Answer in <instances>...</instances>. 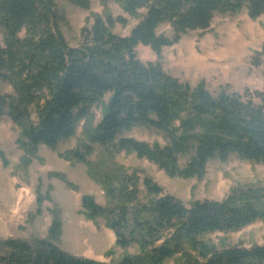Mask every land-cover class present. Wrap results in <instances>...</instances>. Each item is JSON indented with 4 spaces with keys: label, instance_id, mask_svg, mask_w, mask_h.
<instances>
[{
    "label": "trees",
    "instance_id": "1",
    "mask_svg": "<svg viewBox=\"0 0 264 264\" xmlns=\"http://www.w3.org/2000/svg\"><path fill=\"white\" fill-rule=\"evenodd\" d=\"M89 10L91 0H65ZM136 21L128 36L113 32L126 25L123 16L93 15V24L70 46L60 25L55 0H0V82L11 93L0 95V119L18 128L21 143L33 154L38 147L56 149L72 138L81 123L88 142L61 155L89 166L98 145L111 153L134 154L169 178L202 179L210 161L230 157L264 163V93L253 97L225 88L212 93L203 81L195 86L167 74L159 61L144 64L136 48H150L158 58L188 32L208 31L216 15L246 9L250 19L264 15V0H112ZM167 24L171 37L159 34ZM257 53L254 65H260ZM143 126L165 142L147 143L124 134ZM107 184L108 208L91 196L81 198L90 220L105 217L115 245L136 246L114 264H264V245L215 244V234L237 232L264 222V187L235 188L221 202L183 203L143 178L139 197L136 174H119ZM116 183V184H115ZM41 199H38V203ZM61 223L54 219L47 240L35 246L4 242L3 264H104L62 251L55 241ZM111 252V251H110Z\"/></svg>",
    "mask_w": 264,
    "mask_h": 264
},
{
    "label": "rangeland",
    "instance_id": "2",
    "mask_svg": "<svg viewBox=\"0 0 264 264\" xmlns=\"http://www.w3.org/2000/svg\"><path fill=\"white\" fill-rule=\"evenodd\" d=\"M63 17L61 31L70 46L80 41V32L93 24V15L123 16L126 25L115 24L113 32L128 36L136 24L112 0H91L90 9L83 10L65 0H55ZM171 37L169 25L158 31ZM2 31L0 29V43ZM264 44V15L252 20L246 9L235 14L216 15L208 31L188 32L180 41L163 48L160 58L148 48L139 45L137 56L144 64L159 61L162 69L183 83L195 86L203 81L206 88L219 92L225 88L231 93L248 92L255 102V93H264V52L260 65L254 60ZM255 57V58H254ZM11 93V87L0 82V95ZM149 144L165 142L161 133L143 126L124 134ZM20 132L12 122L0 119V264L6 241H17L35 246L47 240L48 229L54 219L61 223L55 244L77 258L104 264L117 263L124 255H136V246L122 249L115 245L116 237L105 217L90 220L84 216L81 198L91 196L95 202L108 208L103 176L115 181L117 175L136 174L139 197H145L143 178H150L164 193L183 203L192 201L221 202L231 190L239 187H264V163H254L230 157L227 161L212 160L206 174L198 179L169 178L154 164L138 159L134 154L111 153L98 145L88 156L89 166L61 155L70 150H81L88 142L81 123L76 134L58 144L56 149L38 147L33 154L21 143ZM116 184V183H115ZM41 202L38 203V199ZM215 244L264 245V222L256 221L237 232L215 234ZM111 251V252H110ZM163 264H177L170 259Z\"/></svg>",
    "mask_w": 264,
    "mask_h": 264
}]
</instances>
